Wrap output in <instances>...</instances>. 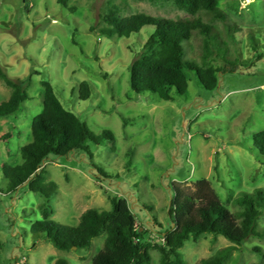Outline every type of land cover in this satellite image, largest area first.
Instances as JSON below:
<instances>
[{
	"label": "rangeland",
	"instance_id": "obj_1",
	"mask_svg": "<svg viewBox=\"0 0 264 264\" xmlns=\"http://www.w3.org/2000/svg\"><path fill=\"white\" fill-rule=\"evenodd\" d=\"M0 0V67L8 77L28 81L29 99L19 113L0 119V264H92L104 249L106 233L88 249L61 251L31 234L43 220L45 200L30 183L9 190L4 167L23 163L22 148L33 141L32 122L43 111L42 82H51L63 106L90 131L111 132L100 145L86 144L93 155L51 156L42 170L45 183L58 186L51 216L57 224L77 226L81 215L112 208L113 198L126 200L145 241L163 246L173 227L171 203L177 186L192 189L206 180L233 213L242 193L264 190V156L254 134L264 132V0H220L213 12L191 15L169 0ZM113 6L127 18L144 14L172 21L201 20L216 36L207 65L236 67L219 74L218 87L207 90L195 71L188 90L164 101L152 93L137 94L131 66L144 52L151 29L120 39L101 33ZM185 59L199 67L207 54L205 36L194 32L184 43ZM91 84V97L79 98V85ZM12 90L0 78V105ZM264 230V217L258 221ZM235 247L225 264H264V239L241 246L204 234L180 250L186 264H201L220 250ZM152 264L161 252L151 250Z\"/></svg>",
	"mask_w": 264,
	"mask_h": 264
},
{
	"label": "trees",
	"instance_id": "obj_2",
	"mask_svg": "<svg viewBox=\"0 0 264 264\" xmlns=\"http://www.w3.org/2000/svg\"><path fill=\"white\" fill-rule=\"evenodd\" d=\"M182 11L191 15L199 12H213L215 18L224 19L216 9L220 0H169ZM66 5L65 0H59ZM105 27L103 35L129 39L139 36L144 29L152 32L144 44V52L131 66V84L137 94L152 93L164 101L173 100L172 94L187 92L188 72L195 71L207 90L218 87L219 74L235 73L236 67L215 68L207 65L212 55L211 27L201 20L172 21L136 14L127 18L120 16V8L113 6L102 17ZM205 36L207 54L199 67L185 59L184 43L192 39L193 33ZM0 78L12 90L9 100L0 105V119H6L20 112L30 98L28 81L12 79L0 67ZM43 111L32 122L33 141L22 148L23 163L16 167H4V175L9 181V190H18L30 183V190L40 194L44 202L40 204L43 220L31 226V234L38 239L49 240L61 251L88 249L94 239L106 233L104 249L93 259L92 264H152L151 250L156 247L161 252V264H186L180 250L191 239H199L204 234L215 238L224 237L234 245L241 246L250 238L264 239V230L258 229V221L264 217V190L242 193L234 200L241 211L231 212L220 200L210 182L201 180L192 189L175 187V199L171 203L173 227L163 237V246H152L145 241L146 231H141L129 203L113 198L109 211L95 209L85 211L77 226L57 224L51 220L54 215L50 205L52 196L57 195L55 183H45L42 170L51 156L69 158L77 152L92 153L86 144L100 145L103 140L115 142L111 132L97 135L74 113L68 111L58 98L51 82H42ZM91 97V84L79 85V98L83 101ZM6 133L0 141L9 140ZM255 145L264 156V132L254 134ZM163 238V239H164ZM162 239V240H163ZM235 247L220 250L214 257L201 264H225ZM57 264H66L60 260Z\"/></svg>",
	"mask_w": 264,
	"mask_h": 264
},
{
	"label": "built area",
	"instance_id": "obj_3",
	"mask_svg": "<svg viewBox=\"0 0 264 264\" xmlns=\"http://www.w3.org/2000/svg\"><path fill=\"white\" fill-rule=\"evenodd\" d=\"M163 242H165V238L163 239Z\"/></svg>",
	"mask_w": 264,
	"mask_h": 264
},
{
	"label": "water",
	"instance_id": "obj_4",
	"mask_svg": "<svg viewBox=\"0 0 264 264\" xmlns=\"http://www.w3.org/2000/svg\"><path fill=\"white\" fill-rule=\"evenodd\" d=\"M74 250H76V248Z\"/></svg>",
	"mask_w": 264,
	"mask_h": 264
}]
</instances>
